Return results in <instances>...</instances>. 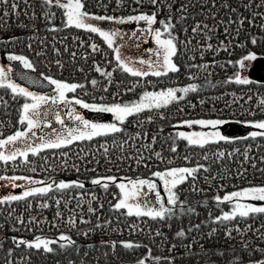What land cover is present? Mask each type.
<instances>
[{
	"label": "trees",
	"instance_id": "16d2710c",
	"mask_svg": "<svg viewBox=\"0 0 264 264\" xmlns=\"http://www.w3.org/2000/svg\"><path fill=\"white\" fill-rule=\"evenodd\" d=\"M82 2L83 11L98 16L119 18L155 12L157 28L162 27L160 21L170 20L178 48L172 59L180 71L161 77H133L123 72L102 37L65 27L63 10L43 0H0V56L6 60L9 54L22 55L40 76L83 85L67 97L89 104L129 102L144 92L193 83L198 91L166 107L129 117L122 126L123 133L31 153L27 162H0L2 177L84 184L83 189L53 188L44 195L0 203V264H136L142 258L145 264H169V260L171 264H230L234 257H239V264L264 260V213L215 222L230 212L228 203L218 202L217 196L264 186V137L232 138V142L219 141L200 148L178 136L186 121H264V105L259 103L264 99V83L228 82L236 71L230 61L249 52L264 57V0H159L155 6L151 0L139 4L135 0ZM240 20L244 21L242 26ZM197 25L200 27L193 32ZM92 44L97 45L96 51ZM133 54L143 58L147 51L133 43ZM205 64L209 65L206 70L198 67ZM97 66L111 72V77L97 72ZM92 80L97 81L95 86ZM13 96L10 89L0 88V139L26 127L19 123L24 98ZM172 166L199 167V171L176 188L179 201L185 202L184 210L177 207L165 220L127 216L125 209L114 208L120 197L114 184L105 190L91 183L93 178L108 176L149 180L154 172ZM90 207L94 211L90 212ZM187 208L194 211L187 212ZM20 219L23 223L18 222ZM189 228L193 230L189 232ZM182 229L186 238H177ZM229 229L231 238L226 235ZM61 234L71 237L74 245L60 249L54 243L50 247L56 251L45 253L43 248L13 243V237L32 242L37 236L56 240ZM112 242H116L115 249ZM121 242L141 246L129 250Z\"/></svg>",
	"mask_w": 264,
	"mask_h": 264
},
{
	"label": "snow or ice",
	"instance_id": "6c2138e0",
	"mask_svg": "<svg viewBox=\"0 0 264 264\" xmlns=\"http://www.w3.org/2000/svg\"><path fill=\"white\" fill-rule=\"evenodd\" d=\"M2 2H7V0H2ZM45 4L55 3L56 6L63 9V15L66 18L64 20L65 27H74L76 29H83L90 33L98 34L103 38L107 47L115 53V60L117 61V66L126 73H129L133 77H146L148 75H152L155 77L167 76L169 73H178L180 71V67L173 61V57L176 56L178 48H177V37L173 35L172 29L173 25L171 21H160L163 26L162 29H156L152 26L157 23L156 13L147 14L140 13L137 15H129L127 17H112V16H98L94 14H90L86 11H83L84 4L82 0H43ZM136 3H141V0H135ZM159 0H151L153 6H155ZM16 6L13 5V8ZM7 15V14H6ZM54 15V14H52ZM108 20L115 22L117 24H125V23H137L143 21L146 28L140 29V32L144 35L143 42H147V37L151 36L152 40L156 45V49L152 52V55L155 57L154 59H143L140 58L138 61H134L132 58L126 57L121 53L122 44H117V37L121 41L124 39V35H122L119 31H105L93 21H103ZM243 20H240L239 23L242 26ZM231 23V21H230ZM200 25H197L193 28V32H196ZM207 28V25L204 26ZM56 30V29H53ZM211 31V29H210ZM227 34V29H226ZM132 37H137V32L131 33ZM207 40H211V36L207 37ZM252 44L255 45L257 43L256 39H252ZM223 45V42H221ZM93 51L97 50V45H91ZM207 48L211 50L212 45L209 43ZM223 50H227L224 47ZM75 55V54H73ZM9 61H19L24 68L32 69L33 64L26 59L22 55H8ZM194 59V57H193ZM258 59V55L256 53L249 52L245 56L241 57L239 60L235 62H229L236 68L233 77L230 78L228 82H234L238 85H248L253 83L247 75L245 74L250 67L251 63ZM142 65L146 67H137L136 65ZM198 67H202L203 69H207L209 65H200ZM96 71L100 72L101 75L106 77H111V72H104L100 69V67H96ZM11 72V68L0 67V88L10 89L11 92L15 96H20L25 99V103L22 105V115L20 117L19 123L21 125L26 126V130L24 131H16L13 135H9L6 139H0V149H5L8 145H15L18 141L24 144V149L14 148L8 151L5 154L4 151H0V161L7 163L9 161H15L18 156L26 157L29 152L33 155L38 154L39 152L45 149H60L66 147L73 142L76 141H91L96 137H107L109 135H115L117 133H123L125 129L122 127L127 121L129 117L134 115H138L139 113L145 110H153L160 109L162 107H166L172 102H178L183 100L189 93H195L198 91V85L193 83L189 84L187 87H179V88H167L166 90H161L159 92H144L138 101L129 102V103H112L110 105L106 104H89L84 102L81 99L74 98L72 101L68 100L67 93H74L77 88H82L83 85L78 83H68L65 81H60L54 79L52 77H45L48 84L55 86L56 95L52 97H48L45 95H39L37 93L31 92L26 88L20 87L18 84L10 81L8 73ZM193 78V77H190ZM91 84L95 86L97 84L96 80H92ZM106 90V89H105ZM131 90V89H129ZM180 93L181 95H178ZM64 104L71 105L76 104L79 105L83 109H88L90 111L96 113H109L114 117V123H103V122H92L84 118L79 112L72 109L69 113L71 118L76 122V127L68 128L66 131L57 132L53 136L48 137H40L39 143L35 146H32L28 143V140L35 136L36 133L33 129L38 128L41 124L40 117L42 115L47 116V111L43 109L44 105H56V104ZM260 105H264V99L259 101ZM163 118V117H161ZM56 122L64 125V121L61 119L59 113L55 114ZM228 123V121L215 119V120H195V121H186L185 124L187 127L191 128L194 124L199 125L201 127H210L212 131L210 132H192V133H178L180 139L187 141V144L190 146H198L200 148H204L205 145L209 143H217L219 141L232 142V138L226 137L222 135L218 128L224 124ZM248 124L250 127L254 129H258L259 131H252L250 133L251 138L256 137H264V121H246L243 122ZM155 139V138H153ZM171 150L173 152L176 151L175 147H172ZM159 153H157V157L159 158ZM220 156H223L224 153H219ZM202 167V166H201ZM78 170V169H77ZM199 171V167L188 168H172L166 171H156L153 173L155 177L162 182L164 190L167 194L166 203L160 196L159 191H157V184L151 180L146 179H128L127 183H116L117 178L108 176V177H97L91 179V183L93 185H100L105 190L109 187L107 182H111L115 184L117 188L120 189V199L119 202L114 205L116 210L126 209V215L132 216L136 215L140 216H148L153 220H165L171 218L174 214V209L177 207L183 209V205L185 202L179 201L178 194L174 191V189L181 183L185 182L188 176H193L194 173ZM204 171H208L207 168H204ZM0 179H8L6 177H0ZM25 177H11V181L16 180H25ZM29 185L43 184L42 187H29L26 191L23 192L22 195H11L6 199L9 201H19L23 200L26 197L34 196L37 194L44 195L51 191H53V185H55V190L61 191L69 188H84V184L79 181L73 182H65V181H55L52 180L51 183L44 181H34L29 179ZM18 186V185H13ZM147 187L149 191H153L156 193V200L153 203H145L140 199L141 189ZM216 200L220 203L227 202L231 205L230 212H224L221 217H217L215 222L222 223L225 221L235 220L237 217L244 219L250 216V214H262L264 213V205L257 206L252 203H248L246 201H264V186H250L238 191H234L232 193L224 195L222 198L217 196ZM0 203H4V200H0ZM59 204V201H57ZM158 205V207H157ZM89 211H94L91 207ZM187 212H193L194 209L187 208ZM18 222L23 223V220L20 219ZM83 223L84 221L81 220ZM70 224H75L74 220L69 221ZM96 227H102V225L97 224ZM196 229L199 228V225L194 226ZM193 228H189L188 231H192ZM215 231V229L213 230ZM231 229L226 232V235L231 238ZM237 232H241L239 228L236 229ZM87 235V233H83ZM241 234H243L241 232ZM159 235V233H157ZM177 238H186L185 230H180L176 234ZM62 241V243H61ZM13 243L19 247L20 245H25L27 248L32 249H40L43 248L45 253L55 252L56 250L50 247L51 244L58 243L60 249H67L74 245V241L71 240V237L61 234L56 240L41 238L39 236L35 237V240L32 242L26 241L24 239H17L13 237ZM122 246L125 249H133L138 248L141 245L134 242H121ZM112 248L115 249L116 242H112ZM173 248L175 245L172 246ZM187 247H191V245H187ZM247 248V244L244 245ZM11 254V253H10ZM219 255L223 256L224 253L220 252ZM157 262L161 258H155ZM136 264H145V260L139 259ZM169 264H171V260H169ZM230 264H239V257H234ZM254 264H264V260L256 261Z\"/></svg>",
	"mask_w": 264,
	"mask_h": 264
},
{
	"label": "rangeland",
	"instance_id": "374dc122",
	"mask_svg": "<svg viewBox=\"0 0 264 264\" xmlns=\"http://www.w3.org/2000/svg\"><path fill=\"white\" fill-rule=\"evenodd\" d=\"M49 5H55V3L53 2L52 4H49ZM61 10H63V9H61ZM65 19L66 18L64 17V20ZM93 23L96 24L97 26H99L100 28H102L105 31H119L122 35H124L123 41H121L119 39V37H117V44H122V47H121L120 50H121V53L124 56L132 58L134 61H138V59H140V58L136 57L133 54V43H137L138 46L141 47L142 50L147 51V55H145L143 57V59L147 60V59H154L155 58L152 55V52L156 49V45H155L154 41L152 40L151 36L147 37V42L146 43L143 42L145 37H144L143 33L140 32V29L147 27V25H145L143 21L139 22V24H137L135 22H133V23H125V24H117L115 22L108 21V20L93 21ZM154 25L152 26L153 28H156V29H162L163 28V26L157 28V27H154ZM132 32H137V37H132L131 36ZM114 56H115V53H114ZM6 61H8V64L6 63ZM12 62H14V61H9L8 59L4 60V58H2L0 56V67L11 68ZM136 66L137 67H146V66H142V65H139V64H137ZM22 67H23V65H22ZM250 67H251V65H250ZM250 67L248 68L247 72L245 73L247 75V77H248V73H249ZM8 76H9L10 81L15 83L11 79L10 73H8ZM41 77L44 78V80H46L45 77H43V76H41ZM187 86H184V87H187ZM20 87H22V86H20ZM52 87L53 88H52L51 91H48L46 93H37V94L45 95V96H48V97L55 96L56 95L55 86L52 85ZM174 88H179V87H174ZM159 91H161V90L148 91V92H159ZM31 92H33V91H31ZM34 93H36V92H34ZM178 95H181V94L178 93ZM140 97L137 98V99L129 100V102L138 101L140 99ZM68 100L72 101L73 99L68 97ZM129 102H121V103H129ZM24 103H25V99H24ZM43 109L46 110L48 114H47V116L42 115L40 117V120H41L40 126L38 128L33 129V131L36 133V135L32 136L28 140V143L31 144L32 146H35L37 143L40 142L39 141L40 137L53 136L57 132L66 131L68 128L76 127V122H74V120L69 115V113L72 111V109H75V111H77L81 115H83L85 119H87L89 121H92V122H103V123H114L115 122L114 117L111 114H109V113H96V112L90 111L88 109H83L79 105H76V104L64 105V104H59L58 103L56 105H51V107H49V105H44ZM20 112H21V115H22V107H21ZM56 113H59L60 116H61V119L64 121V125L63 126L56 122V119H55V114ZM204 120H215V119H204ZM231 124H239L242 128L248 129V132L246 134H243L242 136H232V137H229V138H243L245 136L251 137L250 133L252 131H259L258 129H254V128L250 127L248 124L235 123V122H228V123L220 126L218 128V131L222 135H225V132H226L228 126L231 125ZM182 129H184V130H182ZM182 129L181 130L184 133L210 132V131H212V129L210 127H201V126L195 125V124L191 128L187 127V125L185 124V125H183ZM24 130H26V127H25ZM24 130H22V131H24ZM226 137H228V136H226ZM14 148H20L21 150H23L24 149V144H22L21 142L18 141L15 145H8V146L5 147V149H0V151H4L5 154H7L8 151H10V150H12ZM29 154H31V152H29L28 155ZM18 159L19 160H25V157L18 156L16 160H18ZM0 162L4 163L3 161H0ZM172 168H181V167L172 166V167H170L168 169H172ZM168 169H166V170H168ZM0 177H2V175H0ZM24 177L27 178V179L11 181L10 180V178H11L10 176H7L8 179H0V200L9 201V200L6 199L8 196H11V195H22L23 192L26 191L29 187H42V186H44L42 183L41 184H36V185H29V183H28L29 179L34 180V181H40V182H44V181L43 180H39V179L34 178V177L33 178L26 177V176H24ZM127 180L128 179H119V180L116 181V183H127ZM149 180H151V181H153L154 183L157 184V191H159L161 198L166 203L167 194H166V192L164 190L162 182L159 181V179L157 177H155V176L152 179H149ZM107 183L108 184H113L111 182H107ZM13 185H18V186H13ZM53 188H55V185H53ZM176 188L174 189L175 192H176ZM117 190H118V192L120 194V189L117 188ZM229 193H232V192H228L227 194H229ZM120 196H121V194H120ZM119 199H120V197H119ZM140 199L143 202H145V203H153L154 204V202L156 200V193L153 192V191H149L147 189V187L145 186L144 188L141 189ZM246 202L255 204L257 206L264 205V201H246ZM228 205H229L230 211H231V205L229 203H228ZM157 207H158V205H157Z\"/></svg>",
	"mask_w": 264,
	"mask_h": 264
},
{
	"label": "water",
	"instance_id": "95a60500",
	"mask_svg": "<svg viewBox=\"0 0 264 264\" xmlns=\"http://www.w3.org/2000/svg\"><path fill=\"white\" fill-rule=\"evenodd\" d=\"M11 79L20 86L36 93H46L52 90V85L48 84L44 78L31 69H25L18 61L11 64ZM248 77L253 82L264 83V57H259L252 62ZM248 129L242 128L239 124L228 126L225 135L228 137L242 136Z\"/></svg>",
	"mask_w": 264,
	"mask_h": 264
}]
</instances>
